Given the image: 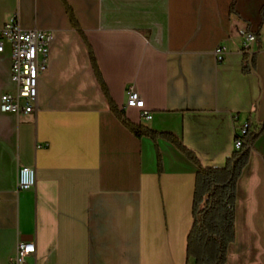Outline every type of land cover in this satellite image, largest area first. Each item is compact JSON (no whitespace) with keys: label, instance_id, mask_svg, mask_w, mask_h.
<instances>
[{"label":"crops","instance_id":"1","mask_svg":"<svg viewBox=\"0 0 264 264\" xmlns=\"http://www.w3.org/2000/svg\"><path fill=\"white\" fill-rule=\"evenodd\" d=\"M262 8L264 0H0V29L16 16L52 32L36 108H0V264L19 239L36 243L24 264H188L198 166L165 134L220 167L240 126L264 121ZM244 32L255 34L250 50ZM3 45L0 103L15 88ZM245 53L254 70H243ZM131 86L150 118L126 106ZM112 103L156 138L136 135ZM22 165L35 167L37 182L18 191ZM227 264H264V130L237 179Z\"/></svg>","mask_w":264,"mask_h":264},{"label":"trees","instance_id":"2","mask_svg":"<svg viewBox=\"0 0 264 264\" xmlns=\"http://www.w3.org/2000/svg\"><path fill=\"white\" fill-rule=\"evenodd\" d=\"M68 14L74 26L80 30L71 7L67 6ZM264 15V9L261 10ZM96 67L94 56L91 54ZM97 69V68H96ZM243 70H254V59L245 53ZM98 78L106 95L107 87L101 76ZM112 108L122 121L138 136L148 135L154 139L158 133L141 123L130 121L113 103ZM247 128L243 135L244 144L235 148L226 159L224 166H204L196 154L182 146L172 135L165 134L198 166L193 199L194 220L188 234L187 263L193 264H227L228 246L235 239V204L236 183L242 168L248 161L250 150L255 139L264 130V121L256 129Z\"/></svg>","mask_w":264,"mask_h":264},{"label":"built area","instance_id":"3","mask_svg":"<svg viewBox=\"0 0 264 264\" xmlns=\"http://www.w3.org/2000/svg\"><path fill=\"white\" fill-rule=\"evenodd\" d=\"M246 37L245 47L250 50L255 40V34L244 32ZM52 39V32L38 27L24 28L18 18L13 16L6 21L0 29V51L3 50V40L11 46L12 63L11 74L15 82L12 92L1 95L0 108L2 111H12L17 114L30 113L37 106L38 80L48 68V45ZM217 60L223 57L221 49L215 50ZM126 106L141 109L143 116L150 118L151 113L144 108V99L138 90L131 86L128 89ZM249 126L248 122L242 124L236 133L234 146L240 148L244 144L243 135ZM36 169L34 166L22 165L17 172V190L30 189L36 185ZM36 251L33 240L19 239L16 252L10 257L8 264H24L26 257Z\"/></svg>","mask_w":264,"mask_h":264},{"label":"water","instance_id":"4","mask_svg":"<svg viewBox=\"0 0 264 264\" xmlns=\"http://www.w3.org/2000/svg\"><path fill=\"white\" fill-rule=\"evenodd\" d=\"M251 57H252V54H251Z\"/></svg>","mask_w":264,"mask_h":264}]
</instances>
